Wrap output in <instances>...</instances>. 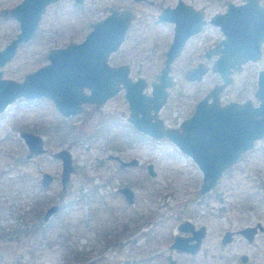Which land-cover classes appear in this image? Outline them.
I'll use <instances>...</instances> for the list:
<instances>
[{
	"label": "rangeland",
	"instance_id": "1",
	"mask_svg": "<svg viewBox=\"0 0 264 264\" xmlns=\"http://www.w3.org/2000/svg\"><path fill=\"white\" fill-rule=\"evenodd\" d=\"M106 1L84 0L80 11L75 12H71L69 3H63L57 28L52 31L45 18L35 41L20 45L2 67V77L20 81L25 73L46 62L49 48L82 40L92 22L106 13L110 4ZM152 1L153 5L140 4L137 19L110 58L112 64L129 65L132 80L143 77L146 93L150 92L149 83L159 72L164 51L172 39L169 26L155 22L153 14L158 3L172 0ZM190 1L208 17L223 12L229 1L240 4L245 0ZM7 2L0 0V8ZM260 2L263 4L264 0ZM15 28L11 21L0 19V48L14 35ZM222 38L220 27L212 23H206L198 33L188 37L170 66L174 82L159 112L165 125L176 127L194 102L221 84L219 75L210 70L199 81H187L183 74L198 61L208 63L203 51L214 48ZM262 69L264 44L259 60L233 72L232 83L221 93V100L254 98L257 74ZM98 112L113 113L112 117L126 123V104L120 94L100 106ZM100 119L88 106L78 115L63 117L46 98H18L0 113V264H141L143 255H156L150 264H166V254L178 264H242L241 254L248 256L246 264H264L262 232L252 244L239 236L231 245L221 244L226 229L236 231L257 222L264 226V138L255 142L210 192L200 195V171L173 143L141 134L139 142L130 139L125 149L115 151L113 146L121 134L117 128L108 131L106 138L110 142L91 136L100 126ZM56 126L60 127L58 134L53 131ZM124 129H129L130 134L132 127L125 124ZM20 130L40 135L46 153L23 159L26 148L19 137ZM60 148L70 152L73 166L63 189L59 183L60 162L50 157L51 152ZM115 152L123 158H138L139 168L118 173L116 164L106 159L107 154ZM148 162L153 164L154 177L145 173L144 164ZM42 172L54 177L48 188L39 185ZM136 177H141V184ZM117 183L127 184L133 190V204L127 205L115 193ZM203 200L208 204H203ZM46 202L58 204L60 209L44 224L40 216L35 217V212L40 215ZM153 213L162 215L161 227L155 228L154 222L150 230L161 232L156 234V240L149 237V242L141 244V228L134 229V221L130 219ZM180 218H190L205 227L200 250L193 256L167 248L168 234H172ZM123 225L129 231L118 237L116 245H106L110 233L119 232ZM67 251L77 257L65 256Z\"/></svg>",
	"mask_w": 264,
	"mask_h": 264
},
{
	"label": "water",
	"instance_id": "2",
	"mask_svg": "<svg viewBox=\"0 0 264 264\" xmlns=\"http://www.w3.org/2000/svg\"><path fill=\"white\" fill-rule=\"evenodd\" d=\"M28 1L23 0L15 10L9 11L14 17L21 11L18 17L20 32L0 50V67L10 60L19 43L30 38L44 4L52 0H43V5L40 3L36 11L31 10ZM227 5L225 13L213 15L210 20V23L220 27L223 38L205 53L206 59L211 54L220 55L210 68L197 64L183 74L187 81H199L210 70L219 75L222 83L214 86L197 101L192 115L181 123L180 132L163 128L156 114L165 102L168 89L173 86L171 62L179 55L185 40L198 33L205 24L197 10L189 11L194 15L193 22L191 18L181 22L171 20L174 23L172 40L164 53L159 73L149 84L148 94L143 91L146 82L142 77L134 80L128 77L127 65L110 67L106 63L108 55L121 44L133 16L131 11L124 10L120 14L112 12L94 23L79 44L50 49L47 55L49 63L25 74L21 82L0 78V112L18 98H46L61 116L68 117L79 112L81 103L99 105L122 88L129 108L130 125L154 140L166 138L188 156L201 173L199 193H208L216 186L223 173L251 150L256 141L264 137V69L258 73L257 78L254 94L259 101L257 106L252 105L250 100L220 106V94L232 83V73L241 71L245 63L261 58L264 44V4L259 0H246L240 4L228 2ZM163 16L164 14L159 15V18L163 19ZM84 87L89 89L88 94L83 92ZM19 136L27 149L26 158L45 152L41 136L31 132H20ZM51 157L60 161V182L63 186L72 171L71 154L66 149H59ZM136 162L135 158H131L129 161H119V164L123 167ZM146 169L149 176L154 175L151 164H146ZM51 180L50 174H41L43 186H47ZM118 191L126 202L132 203L133 192L129 187H121ZM56 209V206H50L44 212L43 219ZM186 228L190 229L184 225L178 227L180 230ZM240 232L251 240L255 227H245ZM173 247L178 251L190 252L195 248L194 245L188 248L185 240L180 238H175L171 245ZM168 260L170 264H174L169 258Z\"/></svg>",
	"mask_w": 264,
	"mask_h": 264
},
{
	"label": "flooded vegetation",
	"instance_id": "3",
	"mask_svg": "<svg viewBox=\"0 0 264 264\" xmlns=\"http://www.w3.org/2000/svg\"><path fill=\"white\" fill-rule=\"evenodd\" d=\"M22 1L23 0H8V2L7 3H5L6 4V6H4V7H1L0 8V19L1 20H3V21H11L12 22V24L16 27L15 28V32H14V35L11 37V39H9L8 40V42L5 44V45H7L12 39H14L15 37H16V35L20 32V23H19V20H18V17L20 16V13H21V11L20 12H18L17 14H16V16L14 17V16H12L11 14H10V12L9 11H13V10H15L16 9V7L19 5V4H21L22 3ZM246 1V0H245ZM244 1V2H245ZM260 1V0H259ZM29 2V6H30V8H31V10H38V8H39V5H40V3H41V5H43V0H29L28 1ZM83 2H84V0H52V1H48L47 3H45L44 4V6H43V8H42V10H41V12H40V15H39V18H38V20H37V23H36V27H35V29H34V32H33V34L30 36V38L26 41V42H23V43H19L18 45H17V47H16V49L20 46V45H24V44H26V43H30V42H34L35 41V39L37 38V36L40 34V27H41V23H42V21L45 19V18H47L48 19V22H49V25L48 26H50L49 28H51L52 29V31L53 30H55V28H57L56 26H57V24H58V22L61 20V12H62V10H63V6H61L63 3H66V4H70V7H71V12H75V11H80V9H81V7H82V4H83ZM106 2H108V3H110V4H108V6H106V8H107V10H106V13L101 17V18H97V19H95L93 22H92V26H91V28L87 31V33L92 29V27H93V25H94V23H96V22H98V21H100V20H102V19H104L106 16H108L110 13H112V12H117V14H120V13H122L124 10H129V11H131L132 12V14H133V16H132V18L130 19V22H129V25H128V27H127V29H126V32H125V34H124V36H123V40H122V42L124 41V39H125V36H126V34H127V32H128V30L132 27V25H133V23L135 22V20L137 19V16L139 15V10H138V7L140 6V4L141 3H147L148 5H153L154 4V2L152 1V0H107ZM230 2V1H229ZM228 3V2H227ZM261 3V2H260ZM264 4V3H263ZM34 6V7H33ZM227 8H228V5L226 6V8L224 9V11L223 12H218V13H215V14H213V15H217V14H223V13H225L226 12V10H227ZM21 9H23V6H22V8ZM190 10H193V11H195V10H197V11H199L200 13H201V16H202V18H203V20L205 21V24L206 23H210L211 21V18H212V16L213 15H210V16H208V17H206L205 16V14H204V12H203V9L202 8H195L194 6H193V3L190 1V0H172V2H168V3H164V4H162V3H158L157 5H156V10L154 11V13L153 14H155L154 15V20H155V22H157V23H162L163 25H167V26H169V29H171L172 30V36H173V27H174V23L173 22H181V21H187L188 20V18H191V20H192V22H193V19H194V15H191L190 13H189V11ZM17 12V11H16ZM162 14H164V16H163V19H160L159 18V15H162ZM26 16L28 17L29 15H27L26 14ZM29 17H32V16H29ZM165 17V18H164ZM33 18V17H32ZM170 19V20H169ZM173 22H172V21ZM204 24V25H205ZM204 25H202V26H204ZM202 26H201V28H202ZM86 33V34H87ZM86 34L84 35V37L82 38V40H80V41H78V42H70V43H67L66 45H64V46H60V47H53V48H49L48 49V51L50 50V49H58V48H64V47H66L67 45H71V44H79L80 42H82L83 41V39L85 38V36H86ZM172 36H171V38H172ZM188 39V38H187ZM187 39L185 40V43L183 44V47H182V49H184V47H185V45L187 44ZM172 40V39H171ZM121 42V43H122ZM171 42V41H170ZM5 45L2 47V48H0V50L1 49H3L4 47H5ZM121 45V44H120ZM120 45H119V47H120ZM169 45V44H168ZM216 45V44H215ZM119 47L114 51V52H112V53H110L109 55H108V57L106 58V63L110 66V67H118V66H121V65H127V64H124V63H117V64H112L111 62H110V58L113 56V54L119 49ZM213 48V47H212ZM211 48V49H212ZM16 49H15V51H14V54L12 55V57L10 58V60L14 57V55L16 54ZM182 49H181V51H182ZM167 50V49H166ZM165 50V51H166ZM210 50V48L209 49H206L205 51H203V56H204V60L206 61V62H208V63H204V62H201V61H198L197 63H196V65L194 66V67H196L197 66V64H203L204 66H206V67H211L212 65H209L210 63H209V61H211V59H212V62H214L217 58H218V56L220 55V53L219 54H216V55H212L211 54V56H210V58L209 59H206V57H205V53L206 52H208ZM48 51H47V53L45 54V63L44 64H42L41 66H39V67H37L36 69H34V70H32V71H30V72H27V73H25V74H28V73H32V72H34V71H36V70H38L39 68H41V67H43V66H45L46 64H48L49 63V61L47 60V55H48ZM165 51H164V53H165ZM180 51V52H181ZM261 51H262V48H261ZM163 56H164V54H163ZM177 57V56H176ZM175 57V58H176ZM174 58V59H175ZM174 59H173V61H174ZM9 60V61H10ZM164 60V59H163ZM9 61H7V62H9ZM172 61V62H173ZM6 62V63H7ZM171 62V63H172ZM213 64V63H212ZM245 64H247V63H245ZM244 64V65H245ZM5 64H3L1 67H0V71H1V76H0V78L2 79V78H5V77H2V67L4 66ZM163 65V64H162ZM243 65V66H244ZM170 66H171V64H170ZM243 66H242V68H243ZM127 67H128V69H129V72H130V67H129V65H127ZM162 67V66H161ZM161 67H160V69H161ZM193 66L191 67V68H187L186 70H185V72L187 71V70H189V69H192V68H194ZM160 69H159V71H160ZM170 70H171V68H170ZM263 70V69H262ZM261 71V70H260ZM259 71V72H260ZM129 72H128V77L130 78V76H129ZM184 72V73H185ZM258 72V73H259ZM159 73V72H158ZM157 73V74H158ZM24 74V75H25ZM156 74V75H157ZM233 74V73H232ZM24 75H23V77H22V79L20 80V81H16V80H13V79H9V80H12V81H15V82H21L22 80H23V78H24ZM155 75V76H156ZM170 75H171V73H170ZM154 76V77H155ZM204 76V75H203ZM202 76V77H203ZM137 77H140V76H137ZM172 77V76H171ZM143 78V77H142ZM257 78H258V74H257ZM5 79H8V78H5ZM144 79V78H143ZM145 80V79H144ZM154 81V80H153ZM146 82V81H145ZM152 82V81H151ZM150 82V83H151ZM149 83V84H150ZM221 83H222V81H221ZM147 84V83H146ZM229 86V85H228ZM228 86L227 87H225L224 89H226V88H228ZM223 89V90H224ZM256 89H257V86H256ZM256 89H255V91H256ZM83 92L85 93V94H88L89 93V89L88 88H86V87H84L83 89ZM144 91V90H143ZM223 92V91H222ZM221 92V93H222ZM123 93H124V91H123V89L122 88H119V90L114 94V95H112V96H110L108 99H106L104 102H102L101 104H94V103H81L80 104V110H79V112H77L76 114H74L73 116H75V115H78L79 113H81L82 111H83V109L84 108H86V106H88V107H91L92 108V111L93 112H95V113H97L100 117H101V119H100V121H99V125L100 126H98L93 132H92V138L93 139H98V138H104L106 141H109L108 140V138H106V137H108L109 135H107L109 132V130H112L113 128H117V130L119 131V134H120V138L118 139V143L115 145V146H113L114 148H115V151H122L123 149H125L126 147H127V145L129 144V141H130V138H129V136H128V134H129V129L127 130V129H124V127H125V124L127 125H130V123L128 122V117H129V108H128V104H127V101L125 100V98H124V95H123ZM144 93H146V92H144ZM206 93H208V92H206ZM206 93L204 94V95H206ZM121 95L122 96V98H123V100H124V102H125V104H126V109H127V115H126V117H125V121H126V123H124V122H121V121H119V120H117V119H115V117H112V115H113V113H99L98 112V110H99V108H100V106H102L103 104H105L108 100H111V99H114L115 97H117L118 95ZM146 94H148V93H146ZM167 94H168V91H167ZM254 94H255V92H254ZM204 96H202L201 98H203ZM167 98V97H166ZM200 98V99H201ZM200 99H198L197 101H199ZM166 100V99H165ZM248 100H250L251 101V103H252V105H254V106H257L258 104H259V101H258V99L254 96V98H250V97H246V98H240V99H237V100H234V101H222L221 100V94H220V106H223V105H226L227 103H229V102H238V103H243V102H245V101H248ZM197 101L196 102H194V104H193V106H192V108H190V111H189V113L187 114V116L184 118V119H182L181 121H179L177 124H176V127H169V126H167V125H165L164 123H163V120L159 117V112H160V110H161V108L163 107V105L161 106V108L157 111V117H158V119L161 121V125H162V127L163 128H169V129H175V130H177L178 132H180V125H181V123L185 120V119H187L188 117H190L191 115H192V113L194 112V110H195V106H196V104H197ZM9 105V104H8ZM7 105V106H8ZM6 106V107H7ZM5 107V108H6ZM5 108H4V110H5ZM3 110V111H4ZM2 111V112H3ZM1 113V112H0ZM151 114H152V111H151ZM68 117H70V116H68ZM131 126V125H130ZM132 127V126H131ZM131 130V129H130ZM132 131H134L137 135L135 136V140L134 141H137V142H139L140 140H141V132H138V131H136L133 127H132ZM20 132H29V131H24V130H20L19 131V133ZM32 133V132H31ZM33 134H35V133H33ZM36 135H38V134H36ZM144 135V134H143ZM40 136V135H39ZM20 137V136H19ZM21 138V137H20ZM113 138V137H112ZM264 138V137H263ZM262 139V138H261ZM21 140H22V138H21ZM260 140V139H259ZM23 141V140H22ZM112 141V140H111ZM134 141H132V142H134ZM110 142V141H109ZM257 142V141H256ZM42 143H43V139H42ZM254 145H255V143H254ZM25 146V145H24ZM110 146H112V145H110ZM43 147H44V149H45V152L44 153H42V154H39V155H36V156H40V155H43V154H45L46 153V148H45V146H44V143H43ZM26 148V147H25ZM60 149H66V148H60ZM59 150V149H58ZM67 150V149H66ZM57 151V150H56ZM56 151H53V152H51L50 153V157H51V155H52V153H54V152H56ZM248 152V151H247ZM26 155H27V149H26V153L24 154V158L23 159H30V158H33V157H36V156H31L30 158H26ZM242 157V156H241ZM241 157L239 158V160L241 159ZM131 158H135L136 160H137V162L135 163V164H133V165H130V166H123V167H121L120 166V164H119V161H129ZM51 159H52V157H51ZM106 159H108V160H112L115 164H116V169H117V171H118V173H125L126 171L128 172L129 171V169L130 168H133V167H138L139 168V166H140V160L138 159V158H136V157H130V158H123V156H121V155H119L118 153H116L115 152V154L113 153H111V154H107L106 155ZM238 160V161H239ZM59 161V160H58ZM237 161V162H238ZM60 162V161H59ZM149 163V162H148ZM148 163H145L144 164V169H145V173H146V175H148L149 176V174L147 173V169H146V164H148ZM71 164H72V159H71ZM149 164H151L152 165V171H153V176H149V177H154L155 176V171H154V167H153V164L152 163H149ZM233 166H235V165H233ZM233 166L232 167H230V168H228L225 172H227L228 170H230L231 168H233ZM72 168H73V166H72ZM225 172L223 173V175L225 174ZM42 173H47V172H42ZM41 173V174H42ZM60 173H61V167H60ZM41 174H40V178H39V185H40V187L41 188H48L51 184H52V182H53V180H54V177H53V175H51L52 176V180H51V182L47 185V186H43L42 184H41ZM49 174V173H48ZM222 175V176H223ZM136 181H137V183L138 184H141V177H136V179H135ZM68 181V180H67ZM110 181V180H109ZM59 183H60V188L61 189H63L64 187H65V184H66V182L64 183V185L62 186L61 185V182H60V175H59ZM201 184H202V182H201ZM201 184H200V186H201ZM217 184H218V182H217ZM129 187L127 184H121V183H117V186L115 187V193L117 194V195H119L120 197H121V199L127 204V205H130V204H133V202H134V192H133V190L131 189V191L133 192V197H132V199H133V201H132V203H129V202H126L125 201V199H124V197H123V195L118 191V189L119 188H121V187ZM199 189H200V187L198 188V194H200L199 193ZM200 195H202V194H200ZM198 199H201V197L200 198H198ZM202 200V199H201ZM46 203H48L47 204V206H45V207H43L44 209L42 210L41 209V214L39 215V213L38 212H35V209H33V211L35 212V217L36 218H38L39 216H40V220H41V222L42 223H47L51 218H52V216L53 215H55L57 212H58V210L60 209V206L58 205V204H54V203H50V202H46ZM199 204V203H198ZM202 204V203H201ZM203 204H208V201H205V200H203ZM50 206H56V210L53 212V213H51L45 220L43 219V215H44V212L50 207ZM64 207H65V205H64ZM37 210V209H36ZM155 215H157V217L155 216ZM160 218V219H159ZM161 218H162V215L161 214H157V213H153L152 215H143V214H141V215H138V218L135 216V218H131L130 219V221L132 220V221H134L133 222V225H134V229H137V228H141V238H142V241H141V244H144L146 241H148L149 240V237H153V240H151V241H154V240H156L155 238H156V234L158 233V232H161V231H159L160 229H158V231H152L151 232V230H150V228L153 226L154 227V222H155V228H156V226L157 225H159L160 227H161ZM157 219H159V220H157ZM126 221V220H125ZM182 225H184V226H188L190 229L188 230V228H186V229H184V230H180V229H178V227H180V226H182ZM38 226V225H37ZM174 228L173 229H175V230H173V232H172V234L171 235H169L168 234V237H169V242L167 243V248H168V250L169 251H173V252H178V254H185V255H189V256H193V255H195L199 250H200V247H201V244H202V242H203V240H204V237H205V232H206V230H205V227L202 225V224H198V223H196L194 220H191L190 218H180V220L173 226ZM245 227H255V232H254V234H253V236H252V239L251 240H249L248 238H246L240 231L242 230V229H244ZM245 227H243V228H241V229H239V230H236V231H232V230H228V229H226V230H224L223 231V234H222V236H221V244L222 245H231V244H233L234 243V241H235V238L236 237H241V238H243V239H245V241L247 242V243H249V244H252L253 242H254V240H255V238H256V236L258 235V233H260V232H262V233H264V226L261 224V223H259V222H257V223H255L254 225H247V226H245ZM149 228V229H148ZM200 228H202V229H200ZM128 232L129 231V227H125V225H123L121 228H120V231L119 232H117V233H110V234H112L111 235V239H106V245H109V247H112V246H114V245H116V243L118 242V240H119V238L118 237H120L121 235H123L125 232ZM113 235H116L115 237H112ZM175 238H180L181 240H185V245L186 246H188V248L189 247H191L192 245H194V251L193 252H190V251H187V250H181V251H178L175 247H173V248H171V245L175 242ZM223 240H225V241H223ZM149 242V241H148ZM112 245V246H111ZM142 249H144V247L142 248ZM116 250V249H115ZM156 255H149V256H147V257H145V255H143V256H141V264H150V262H153V258L155 257ZM76 257H77V255H76ZM168 258L170 259V260H172L173 262H174V264H178L172 257H171V255H169V254H166L165 255V261H166V264H170L169 263V260H168ZM239 259H240V261H241V263L242 264H246L247 263V261H248V256L246 255V254H241L240 255V257H239Z\"/></svg>",
	"mask_w": 264,
	"mask_h": 264
},
{
	"label": "trees",
	"instance_id": "4",
	"mask_svg": "<svg viewBox=\"0 0 264 264\" xmlns=\"http://www.w3.org/2000/svg\"><path fill=\"white\" fill-rule=\"evenodd\" d=\"M59 129H60V127L56 126V127L53 128V131H54L55 133H57ZM130 131H131V133L128 134V136H129V138H130L132 141H134V140H135V136H136L137 134H136L134 131H132V130H130ZM57 134H58V133H57ZM115 236H116V235H113L112 237H115ZM64 255H65V256H76L77 254L74 253V252L67 251L66 254H64Z\"/></svg>",
	"mask_w": 264,
	"mask_h": 264
}]
</instances>
